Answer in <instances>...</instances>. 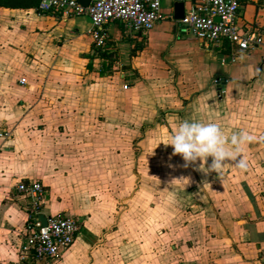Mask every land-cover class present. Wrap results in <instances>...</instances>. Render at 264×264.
Masks as SVG:
<instances>
[{
  "label": "crops",
  "instance_id": "0c3cea01",
  "mask_svg": "<svg viewBox=\"0 0 264 264\" xmlns=\"http://www.w3.org/2000/svg\"><path fill=\"white\" fill-rule=\"evenodd\" d=\"M1 1L0 264L20 259L22 180L44 184L45 215L82 229L58 260L20 264H264V0L238 14L263 43L233 63L173 20L136 35L110 23L96 47L86 15ZM183 120L248 131L247 168L240 155L218 172L211 157L185 166L166 145Z\"/></svg>",
  "mask_w": 264,
  "mask_h": 264
},
{
  "label": "built area",
  "instance_id": "2783aa9c",
  "mask_svg": "<svg viewBox=\"0 0 264 264\" xmlns=\"http://www.w3.org/2000/svg\"><path fill=\"white\" fill-rule=\"evenodd\" d=\"M246 0H188L182 19L176 20L173 12H166L161 0H91L84 6L79 0H39L41 13L58 12L62 17L86 15L92 22L90 33L96 47L106 41V27L110 23L123 24L131 34L147 33L155 25L170 19L186 33L201 41L205 47H228L223 63H233L243 54L263 43V37L246 31L238 22V14ZM185 2V1H184ZM186 3V2H185ZM225 80L214 78L219 95L225 93ZM10 137L11 132L0 134ZM14 193L27 199V219L21 231L19 262L58 260L75 243L82 221L73 215H46L44 225L39 216L43 213L46 198L44 184L35 180L18 181Z\"/></svg>",
  "mask_w": 264,
  "mask_h": 264
},
{
  "label": "clouds",
  "instance_id": "9594fccd",
  "mask_svg": "<svg viewBox=\"0 0 264 264\" xmlns=\"http://www.w3.org/2000/svg\"><path fill=\"white\" fill-rule=\"evenodd\" d=\"M253 140L254 136L246 130L234 132L229 137L216 122L183 120L172 129L170 142L166 145H171L173 154L183 158L185 166L198 159L205 163L211 157L207 168L218 172L226 160L235 159L243 152V146ZM236 166L246 169L247 160L240 155Z\"/></svg>",
  "mask_w": 264,
  "mask_h": 264
},
{
  "label": "water",
  "instance_id": "95a60500",
  "mask_svg": "<svg viewBox=\"0 0 264 264\" xmlns=\"http://www.w3.org/2000/svg\"><path fill=\"white\" fill-rule=\"evenodd\" d=\"M79 1L84 6H88L90 4V2H91V0H79ZM185 6H186V3L184 1H182V0L176 1L174 3L173 13H174V17H175L176 20L182 19L184 17ZM39 218L42 221V223L44 225H46V223H47L46 215L44 213H42V214H40Z\"/></svg>",
  "mask_w": 264,
  "mask_h": 264
},
{
  "label": "rangeland",
  "instance_id": "374dc122",
  "mask_svg": "<svg viewBox=\"0 0 264 264\" xmlns=\"http://www.w3.org/2000/svg\"><path fill=\"white\" fill-rule=\"evenodd\" d=\"M183 1H187V0H183ZM170 20V19H169ZM179 27V26H178ZM190 35V34H189ZM249 52V51H248ZM45 260H48V259H45Z\"/></svg>",
  "mask_w": 264,
  "mask_h": 264
},
{
  "label": "trees",
  "instance_id": "16d2710c",
  "mask_svg": "<svg viewBox=\"0 0 264 264\" xmlns=\"http://www.w3.org/2000/svg\"><path fill=\"white\" fill-rule=\"evenodd\" d=\"M0 3H2V1L0 0Z\"/></svg>",
  "mask_w": 264,
  "mask_h": 264
}]
</instances>
